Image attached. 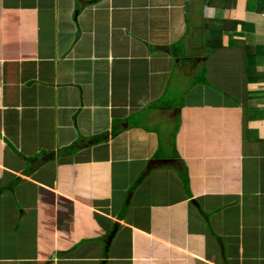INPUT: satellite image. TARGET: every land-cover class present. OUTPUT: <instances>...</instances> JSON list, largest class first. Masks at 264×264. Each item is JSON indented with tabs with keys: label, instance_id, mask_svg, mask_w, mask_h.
Wrapping results in <instances>:
<instances>
[{
	"label": "crops",
	"instance_id": "obj_1",
	"mask_svg": "<svg viewBox=\"0 0 264 264\" xmlns=\"http://www.w3.org/2000/svg\"><path fill=\"white\" fill-rule=\"evenodd\" d=\"M0 264H264V0H0Z\"/></svg>",
	"mask_w": 264,
	"mask_h": 264
},
{
	"label": "trees",
	"instance_id": "obj_2",
	"mask_svg": "<svg viewBox=\"0 0 264 264\" xmlns=\"http://www.w3.org/2000/svg\"><path fill=\"white\" fill-rule=\"evenodd\" d=\"M205 26H206V28H211V27H214V25H209V24H205ZM216 39H219V38H217V37H215ZM209 44H211V43H209ZM212 45H213V48H217V47H219L220 46V41H218V43H217V45L215 46L214 45V43H212ZM176 45H174V46H172L171 47V54L173 55V56H176L175 54V49H180V48H178V47H175ZM210 46V45H209ZM201 80V79H200ZM202 81H204L205 82V80H202Z\"/></svg>",
	"mask_w": 264,
	"mask_h": 264
},
{
	"label": "rangeland",
	"instance_id": "obj_3",
	"mask_svg": "<svg viewBox=\"0 0 264 264\" xmlns=\"http://www.w3.org/2000/svg\"><path fill=\"white\" fill-rule=\"evenodd\" d=\"M196 9H197V7H196ZM188 17H189V14H188ZM174 79H175V77H174ZM185 83H187V82L185 81ZM185 83H184V81L181 80L180 85H179V84H175V85H178V86H179V89H180V87H181V92H183V91H185ZM169 89L172 90V89H174V87L171 86V84H170ZM176 91H177V90H176ZM176 91H175V92H176ZM173 95H174V90L171 91V94H170L169 97H171V96H173Z\"/></svg>",
	"mask_w": 264,
	"mask_h": 264
},
{
	"label": "water",
	"instance_id": "obj_4",
	"mask_svg": "<svg viewBox=\"0 0 264 264\" xmlns=\"http://www.w3.org/2000/svg\"><path fill=\"white\" fill-rule=\"evenodd\" d=\"M15 180L9 181L7 184H5V187H8L11 182H14ZM116 228L113 229L112 235L115 233Z\"/></svg>",
	"mask_w": 264,
	"mask_h": 264
}]
</instances>
